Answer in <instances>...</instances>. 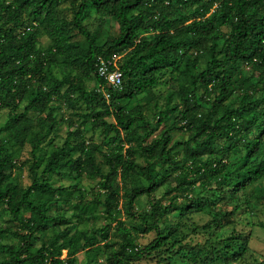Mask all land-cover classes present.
<instances>
[{
    "label": "trees",
    "instance_id": "1",
    "mask_svg": "<svg viewBox=\"0 0 264 264\" xmlns=\"http://www.w3.org/2000/svg\"><path fill=\"white\" fill-rule=\"evenodd\" d=\"M66 3L72 20L59 17ZM92 11L116 23L117 34L90 32L83 22ZM43 35L46 47L40 45ZM113 56H121L122 72L115 90L96 71L99 58ZM244 67L260 72L257 83L241 72ZM166 71L176 73L178 86L159 106L152 91L167 83ZM88 81L97 89H89ZM259 86L264 0H0V111H8L0 128V221L9 215L21 231L0 225V264H97L99 256L104 264H134L166 244L175 250L168 264H247L242 257L249 236L235 230L219 248L174 246L180 244L181 220L191 212H213L217 228L222 219L231 224L228 213L213 211L205 197L214 205L226 201L232 210L264 205V92L253 98ZM62 106L74 119L59 116ZM153 109L154 125L145 115ZM111 114L114 123L106 120ZM63 123L68 130L58 145ZM182 130L189 138L173 141L172 134ZM88 132L98 133L101 143L86 139ZM26 145L30 158L20 162ZM23 167L31 179L25 188L13 177ZM171 172L174 186L167 185ZM66 175L72 185L52 184L51 177ZM83 178L97 180L90 201L80 186ZM162 187L167 205L153 198ZM141 197L148 199V210L135 214ZM171 211L179 221L169 226ZM122 214L137 236L154 232L155 238L141 250L131 231L119 236L116 250L114 242L99 245L107 242L112 223L122 227ZM97 217L108 222L92 235L78 229ZM59 228L51 244L35 247L36 235ZM9 234L17 244L4 242ZM83 250L87 259L79 263L76 254Z\"/></svg>",
    "mask_w": 264,
    "mask_h": 264
},
{
    "label": "rangeland",
    "instance_id": "2",
    "mask_svg": "<svg viewBox=\"0 0 264 264\" xmlns=\"http://www.w3.org/2000/svg\"><path fill=\"white\" fill-rule=\"evenodd\" d=\"M10 1V0H8ZM59 17L60 18H66L67 20H72V10L70 9V5L68 3L63 4L59 7ZM86 26V28L92 32V33H99L101 31H104L105 33H108L111 36H114L117 34L118 26L116 23L111 21L109 18H100L93 11L90 13V16L88 19H86L83 22ZM224 32L227 31V28H222ZM76 40H81L80 37H77ZM48 44V40L45 35H43L40 38V45L42 47H46ZM200 64L203 65L204 58L201 57L199 60ZM241 72L248 73V75L251 77L250 81L252 83H257L259 79L260 72L258 70H255L251 67H244L241 68ZM171 77H174L175 80H172ZM163 81H167L164 83H161L160 86H156L153 89V95L154 97H160L158 98V105L162 106L163 104V96L166 92L170 90H176L177 89V81H176V73H171L170 71H166L163 75ZM87 87L92 90L97 89V83L94 81H88ZM264 92V87H257L254 89L253 92V98L257 99L259 98V95ZM208 108L207 104H203L201 106V111H205ZM156 110L153 109L149 113H145V115H148L149 121L152 125L155 124L157 121V118L154 117V114ZM70 113V110L67 109L65 106H62L61 111L59 112V116L67 117L68 119H74L72 116L70 118L68 117V114ZM8 117V111L7 110H1L0 111V128L3 125V123L7 120ZM43 119V117L38 118ZM106 120L110 123H114V117L113 115L107 116ZM78 124H76L77 127ZM169 123H166V125H160L158 130L155 132L154 135H157L161 130H163L165 127H167ZM88 127V126H87ZM88 129V128H87ZM67 124L63 123L60 126L59 132H58V138H55L54 143L60 145L66 132H67ZM86 134V133H85ZM86 139L93 138L94 142L98 145L101 143V139L99 137L98 133H91L88 132L86 135ZM190 136V132L182 130V131H176L172 134V140L173 141H186ZM103 152L106 151V148L102 149ZM30 151L31 147L29 145H26L22 151V155L20 157V162L28 160L30 158ZM261 154L264 155V147L261 151ZM99 159V157H98ZM181 159L180 166L183 164V155L182 152H179L177 156V160ZM201 159H205L204 157H201ZM138 163L140 165H144V162L142 159H138ZM170 171H172L171 168L166 167ZM177 172V171H176ZM176 172H171L167 180V185L174 186L175 182L173 181V175L176 174ZM66 179H60L59 177H51L53 179V185L59 186V185H72L74 183L73 179L69 175H66ZM13 177H16V180L18 184L25 188L31 184L30 175L28 172L27 167H23V169L19 171H15ZM81 188L84 190L85 194V200L90 201L95 194L97 193L98 184L97 180H92L88 178H83L80 182ZM165 188H160L156 193H154L153 198L160 199L163 204H168L170 200H168V196H165ZM205 201L209 207L212 208V210H216L217 208H220L221 211L228 213V219L227 221H231V224L226 225V221L222 219V222L218 225V228L216 226H213L211 224L213 219V212H199L194 213L191 212L187 215V217L183 220H181V227L178 230V236L180 244L175 245L174 249H177L180 245H189L192 247H201L204 246L205 248L203 250H211L213 247H220L218 243L221 242L222 239H225L226 237H229L234 230L236 232H239L242 234V236L247 237L249 236V251L245 252L242 257V261L247 264H259L261 262H264V205H255L253 207H247L245 205H242L238 210H232V206H228L229 203L226 201L222 202H216V205L210 201V198L205 197ZM148 210V199L146 197H141L138 202L134 205V213H139L141 211ZM67 215H70V212L67 213ZM122 223V227L117 228L115 226V222L110 225V229L108 231V240L107 242L101 241L99 245H103L102 243H107L109 246L113 245L112 242L117 243L115 246H112V249L116 250L118 248V244L120 242V235H125L126 232H130L132 234V240L137 247L138 250H141L144 246L148 245L154 238L155 233L151 232L144 235H136L133 233V231L130 229V221L125 217V215H121L120 218H118ZM106 220V221H105ZM103 219V217H97L94 219H91L88 222L87 228H83V226H78V229L82 228L81 230H87L88 235H92V232L94 229H98L105 224H107L108 220ZM179 221L178 215L174 212H169L166 215V222L169 226L174 225ZM211 224V225H210ZM0 225L3 228H9L13 232H21L18 228V225L16 223H13L12 217L9 215H4L2 220L0 221ZM210 225V226H209ZM205 227V233L201 232V228ZM63 228L59 229H50L46 236L36 235L38 238L37 242L35 243V247L39 248L41 243L45 242L46 245L51 244L55 237L59 234V231H61ZM195 230V231H194ZM72 235V233H70ZM97 237L93 239H97ZM99 239V238H98ZM213 242L215 244L211 245L208 244L207 241ZM60 241V239L58 240ZM6 244H17V239L13 235L9 234V236L4 241ZM103 247V246H102ZM171 244H166L164 247H162L160 250L156 251L155 253L151 254L150 256L144 255L139 260L135 261L134 264H168V261L170 260V257L173 256V253L175 250H170ZM1 257H3V250H0ZM133 255V254H132ZM77 261L79 263H84L87 259V256L83 251H79L76 254ZM61 259L66 258V251L63 250L61 255ZM97 264H104L105 258L103 256H99Z\"/></svg>",
    "mask_w": 264,
    "mask_h": 264
},
{
    "label": "built area",
    "instance_id": "3",
    "mask_svg": "<svg viewBox=\"0 0 264 264\" xmlns=\"http://www.w3.org/2000/svg\"><path fill=\"white\" fill-rule=\"evenodd\" d=\"M120 59L121 56H113L108 60L99 58L96 64L97 75L113 90L120 89L122 84V72L119 70L118 66ZM104 97L108 99L109 95L104 93Z\"/></svg>",
    "mask_w": 264,
    "mask_h": 264
}]
</instances>
